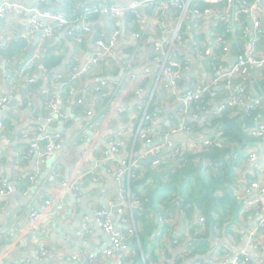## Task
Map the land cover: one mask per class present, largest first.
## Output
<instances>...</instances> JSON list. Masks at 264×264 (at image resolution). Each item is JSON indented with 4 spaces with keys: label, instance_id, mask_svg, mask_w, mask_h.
Wrapping results in <instances>:
<instances>
[{
    "label": "built area",
    "instance_id": "obj_1",
    "mask_svg": "<svg viewBox=\"0 0 264 264\" xmlns=\"http://www.w3.org/2000/svg\"><path fill=\"white\" fill-rule=\"evenodd\" d=\"M195 1H200L205 6L200 9L194 5ZM148 7L153 9L150 19L156 22V32L150 47V62L141 68V73L137 74L135 65L140 48L135 45L131 53L122 52L120 38L125 33L120 31L118 19L125 11L131 10L141 18V21H138L142 23L146 19L144 14ZM172 9L178 10L176 18L172 16ZM11 13L16 14L24 22V31L20 32L17 37H1L0 50L18 39L31 43L34 33L37 32H40L43 41L49 40L55 36L56 31L64 29L68 37L75 44H79L84 41V37H91L92 31L89 26L91 15L98 14L102 18L116 20V29L111 31L108 37L100 35L94 41L93 49L82 67L79 68L76 65L69 70L59 71L40 90V94L46 98V112L37 118L35 126L21 134V138L25 140L22 158L35 159L38 165L48 161L64 142V137L60 132L51 131V123L57 121L62 126L65 124L72 126L75 123V119L67 114L72 110V105L66 104L68 109L66 111L60 109L64 103L59 97L60 87L64 83L62 79L78 80L103 62L108 65L118 63L121 58H124L122 64L123 69L127 71L128 80L126 82L130 86L135 85L133 89L136 98L139 97L134 104L137 105L136 110L140 114L135 138L147 144L137 159L118 161L115 155L121 147V141L118 138L120 132L115 137L109 138L107 141L109 148L103 150V163L113 171L117 182L124 176L128 180L137 177L136 173L140 170V159L155 157V160L151 162V165L155 167L177 161L180 149L173 146L166 137L169 134L180 132L191 133L186 118L197 120L200 117L190 112L193 102L207 96L210 102L215 101L213 112L216 115L227 107H235L247 113L264 108V88L259 85L264 82V0H128L124 4L95 2L84 6L79 17L74 18L72 22L61 11L43 8L38 3L26 6L15 0H0V18ZM77 25L82 27L83 32L75 33ZM128 35L134 36L137 41L142 36L131 31ZM41 45L42 43L33 47L30 58L15 73L12 68L13 63L6 60L7 74L10 78L14 76L27 84L35 81L36 77H29L25 70L32 62H38L41 59ZM232 56L235 60L230 63L228 58ZM191 66L196 68L194 74L199 75L202 71L210 74L204 80L198 79V82L192 84L191 87L187 86L184 91H181L184 83L189 79V75L186 76V74L191 71ZM40 69L42 72L45 71L42 66ZM151 75L155 76L156 83L154 89L147 94L148 100H151L156 93H160L163 98L164 94L161 92H166L167 97L178 101L177 114L180 116V123L175 126L164 123L169 126L166 132H163L162 127L155 123L158 117L147 113L144 109L146 103L142 98L147 90L143 89L140 83L141 80H149ZM98 80L99 83L83 88L84 97L73 101L74 105L82 107L84 115L88 118L85 128L89 130L93 128L96 109H98L95 99L97 93L102 94L104 90H107L109 95L113 96V100H109V105L107 104L104 108L109 115L120 117L125 112L119 99H123L126 91L122 90L119 96V82L111 83L108 76ZM221 89L226 91L223 92V97L219 96ZM13 92L15 90L11 86L8 94L0 97V111L13 99ZM75 92L76 89L70 87L68 94L72 96ZM51 93L55 96H50ZM3 129L4 119L1 118L0 131ZM247 131L258 141L264 143V119L255 121ZM162 135H164L163 142L154 141L155 137ZM219 136V133L215 134V138L210 135L205 136L201 141H195L190 148L220 145ZM163 148L168 149V152L161 154ZM246 156L253 165V174L252 178L241 187L243 207L258 214L264 199V154L260 157V152L249 149ZM55 173L58 175V172ZM86 175L90 176L92 181L97 180L92 169L88 170ZM35 178V175L30 176V183H33ZM4 182V179L0 178V210H3L1 198L12 191V188ZM62 184L66 186V182ZM72 189L78 190L75 186H72ZM43 203L47 211L45 215L49 217L54 216L55 211L63 207L60 197L49 196ZM136 204V201L128 198L127 200L122 199L121 204L113 208L97 210L96 219L106 235V240L94 252L87 255V260L83 264H90L97 256L103 257L101 264H106V257L114 259L112 264H133L134 250L129 246V242L130 238L136 235L137 227L130 214ZM125 208L128 209V213L125 212ZM42 215V212L35 207H30L27 212L31 223H36ZM114 215L120 217L119 223L125 229L118 228L113 222L112 216ZM154 220L159 226H163L169 223L170 218L157 215ZM130 221L134 224L133 226L128 224ZM203 222L204 217L199 216L200 228H203ZM245 234L247 241L244 248L234 254H231L230 246L222 243L219 236H216V242L222 253L219 264H246L250 261V251L257 253V264H264V217L257 219L253 226L247 228ZM173 242L177 240L174 239ZM57 255L60 256L54 248L40 244L32 250L31 257L20 264H33L31 260L40 262L45 258H55ZM68 258L72 263L78 261V257L73 254ZM209 263L214 264L211 260Z\"/></svg>",
    "mask_w": 264,
    "mask_h": 264
},
{
    "label": "crops",
    "instance_id": "obj_2",
    "mask_svg": "<svg viewBox=\"0 0 264 264\" xmlns=\"http://www.w3.org/2000/svg\"><path fill=\"white\" fill-rule=\"evenodd\" d=\"M15 1L26 6L38 3L43 8L61 11L66 14L62 6V0ZM93 1L124 4L128 0ZM144 16L146 17L145 21L140 23L138 27L142 35L140 40L137 41L134 36L128 34H123V37L120 38L122 46L138 45L140 48L138 61L135 65L137 74L141 73V68L150 62V47L156 32V22L150 19L151 13H145ZM89 26L93 32L95 28L97 30L100 28L105 29L103 18L99 15L89 19ZM77 27L80 28L79 25ZM22 31H24V22L16 14H6L0 18V38L4 36L17 37ZM92 34L91 37H87L84 47H79L75 45L64 30L55 32V36L49 39V43H58L59 50L65 54L61 63L62 67L71 58H74L77 67L83 66L93 49ZM40 43H43L40 32L34 33L31 43L26 42L30 45L29 47H35ZM30 56L25 57V59H13L12 68L14 73L21 69ZM34 63L36 62H32L29 66ZM38 67L39 71L37 69L34 73L37 78H40L42 76L40 62ZM7 69L6 61L4 62L0 58V97L8 94L11 87L9 84L12 83L15 90L13 98L17 100V104L6 105L0 111V119H4V129L0 131V178L4 179L5 185L12 188L9 194L1 198L3 210H0V264H20L25 259H29L32 250L40 244L54 248L60 256L45 258L40 262L31 260L35 264H83L87 260V255L94 252L106 240V235L96 219L97 210L99 208H113L120 205L122 199L127 200L129 198V180L127 177L124 176L117 182L114 179L113 171L109 170L108 166L103 163V150L109 148L107 141L120 132L118 138L121 141V147L115 155L118 161L137 159L147 147V144L135 138V130L139 122L136 125L133 123L132 118L137 113L133 112L134 105L129 107L133 99L136 98L133 89L135 85L130 83L132 85L130 86L126 82L128 80L126 77L127 71L121 69L118 75L115 76V80L119 82V96L122 90L126 91L123 99H119V103L123 104L121 107H124L126 111L125 114L115 117L109 115L106 110L101 112L103 107H106L107 102L98 101L93 128L90 130L85 128L88 118L84 114L76 117L67 112L75 119L73 125L76 124V121H81V128L74 132L70 141L56 150L48 161L38 165L35 159L22 158L25 140L21 138V134L35 126L37 118L45 114V97L40 94V90L44 85L39 88H31L27 83L14 76L9 78ZM195 70V66H191V71L186 74V76L189 75V79L186 81L187 86L195 84L198 79L204 80L210 74L206 71H202L199 75L198 73L194 74ZM92 78V76H83L72 86L79 91L83 90L85 84L90 82ZM143 89H146V86ZM20 91L24 92L20 93ZM223 92L226 91L220 90V97H223ZM161 93L164 94V97L161 99V112L155 123L157 126L162 127L163 132H166L167 129L165 130L162 124L178 125L180 116L176 112L177 99L167 97L166 92ZM147 94L148 92H145L144 95ZM102 95H106L111 101L113 100V96L109 95L108 92H103L97 97ZM214 102H210L211 106L207 111H213ZM66 110L68 109L65 108ZM204 114L199 118V121H202ZM59 126L62 125L57 124L50 127V129L55 133L58 132L57 128ZM70 127L69 124L62 126L64 129ZM198 132L200 133L180 132L169 134L166 138L173 146L184 150L190 148L195 141H201L203 137L212 135L211 129L205 128ZM62 135L65 138V135ZM163 140L164 135L154 138V141L159 143ZM249 149L260 152L261 157L264 154V143L258 140L255 143H250L239 154H235L232 161L228 162L234 170L229 193L234 200V206L236 204L235 209H237L234 214L232 212L234 208L232 211L229 210L230 226L226 227L229 222H224V226L219 228V231L217 230V235L215 233L210 241H207L206 244H197L194 242L193 236L188 233V229L192 223H197L200 227L198 218L201 214L194 208L191 217L188 218L177 206L173 208L172 213L164 215L170 218V224L166 223L163 226L156 224L153 234L155 239L147 245L150 252L141 255V264L147 262L152 256V252H155L159 258L163 257L162 249L166 253V257L161 258L164 264H210L209 260L217 264L222 253L218 247V242H216V236H219L218 238L222 243L230 246L231 254L244 248L247 241L245 234L247 228L253 226L257 219L264 217V199L258 214L243 207L241 187L252 178L253 174V165L247 160L248 156H246ZM166 152H168V149L163 148L161 154ZM90 169L94 171L97 180L92 181L91 177L86 175V172ZM55 172H58V175H55ZM32 175H35L36 178L33 183H30L29 177ZM62 182H66V186ZM72 186H75L78 190L72 189ZM49 196L60 197L63 203V207L55 211L52 217L45 215L47 211L45 205H43L44 200ZM30 207L39 209L43 214L36 223H31L27 217ZM125 212L128 213L127 208H125ZM119 218L118 215L112 216V220L117 227L125 229L119 223ZM128 224L130 226L134 225L132 221ZM202 226H205V219ZM174 239L177 242H173ZM72 254L78 257V261L75 263H72L68 258ZM249 258V264H257L258 255L255 251H250ZM102 261L103 257L97 256L90 264H101ZM105 261L106 264L114 263L112 257H106Z\"/></svg>",
    "mask_w": 264,
    "mask_h": 264
},
{
    "label": "trees",
    "instance_id": "obj_3",
    "mask_svg": "<svg viewBox=\"0 0 264 264\" xmlns=\"http://www.w3.org/2000/svg\"><path fill=\"white\" fill-rule=\"evenodd\" d=\"M95 2L100 1L62 0V6L64 7L67 18L72 22L74 18L79 17L84 6ZM194 5H197L200 9L205 6V4L200 3V1H195ZM152 12L153 9L150 7L145 9L146 14ZM97 15L98 14H93L90 18ZM172 16L174 18L178 16L177 9H172ZM118 20L120 23V31H123L126 35L129 31L141 35L138 29L141 18L133 11H125ZM103 22L105 26L104 30L101 28L97 30L95 28V31H92V45L100 35L106 38L111 31L116 29L115 19L103 18ZM81 32H83L82 27H75L76 34ZM86 40L87 37H84L82 43L75 45L84 47ZM49 42L48 39L43 41L41 45V59L25 70V73H27L29 77H36L33 83L27 84L31 88H39L45 85V83L59 71L69 70L73 66H76L74 58H71V60L62 67L61 63L63 62L65 54L59 50L58 43ZM29 46L30 45L26 44L25 40H15L6 48L0 50V58H2L4 62L6 60L12 62L14 58L25 59V57L28 56L27 52ZM134 48L135 46L132 45H123L122 52L124 54L131 53ZM123 59L124 58H121L118 63L105 65L103 62L93 67L91 71L84 74V76H92L93 78L90 82L86 83L83 88L94 83H99L98 79L105 76L111 77V83H116L115 76L118 75L120 70L124 67L122 64ZM39 62L40 66L45 69L44 72H51V75L46 79L44 78V72L41 71L42 76L40 78H37V75L34 73L37 69L39 71ZM78 80L70 78L66 80L63 78L62 82L64 83L61 85L59 92V97L64 101L60 108L61 111H65V108H67L66 104L72 105L73 107L70 113L72 114L71 116L75 115L76 117L85 113L82 107L74 105L73 101L80 97H84L85 94L83 90L79 91L77 89L72 96L68 93L70 87L75 89L72 84L76 83ZM147 80L148 79L141 80L140 85L143 87L146 86ZM181 84L183 85V83ZM259 85L264 88V82L259 83ZM9 86H13V84L10 83ZM191 86L192 85H189L188 87ZM103 92L108 91L104 90ZM178 95L181 94L178 93ZM50 96L55 95L51 93ZM95 99L97 107L98 101L102 103L107 102L109 105L110 98L106 97V95L100 97L96 96ZM161 99L162 96L160 93L154 94L151 100H148L147 95H144L142 100L146 103L144 109L147 113L154 114L155 117H158L161 112ZM136 106L137 105L133 106V112L137 113V115L132 118L135 125L140 120V114L137 112ZM210 106L211 103L207 96L193 102L190 107V112L197 114L200 116L199 118H201L204 113L205 114L201 119L202 121H199L200 119L194 120L186 118V123L191 129V133H200L198 131L205 128L212 130V135L210 136L214 138L215 134L219 133L220 136L218 139L221 142L220 145H203L197 148L180 150L177 161L170 162L169 164L165 163L156 167L152 166L151 162L140 164V170L136 173V176H138L129 180V198L137 203L132 208L130 214L131 219L135 222L137 227L136 235L132 236L129 242V246L134 250V256L132 258L134 264H141V255L150 252L147 245L155 239L153 234L157 223L154 219L157 215H169L173 212V208L179 206L184 216L190 218L192 210L196 208L199 214L205 217V226L203 228H200L197 223H192L188 229V233L193 236L194 242L197 244H206L215 233L217 235L218 229L224 226V222H229L230 220L229 210L231 209L232 211L233 208L235 209L236 204L234 206V200L229 193L232 182L231 179L234 177V170L228 162L232 161L233 156L239 154L240 151L249 146L250 143H255L257 138L250 135L247 129L255 121L264 119V108L255 109L247 113L235 107H227L223 109L220 114L216 115L213 111H207ZM104 108L105 107H103L101 112H104ZM177 111L178 110H176V112ZM57 124V121H54L51 123V126ZM162 125L165 130L169 127L164 123ZM234 209L232 211L233 214L237 212V209H235V211ZM227 226H230V222L226 224V227ZM163 232L164 230L162 233ZM162 253L163 257L161 258L164 259V257H166L164 249H162ZM151 255L152 256L147 262L145 261L144 264H164V261L161 260L155 252H152Z\"/></svg>",
    "mask_w": 264,
    "mask_h": 264
},
{
    "label": "water",
    "instance_id": "obj_4",
    "mask_svg": "<svg viewBox=\"0 0 264 264\" xmlns=\"http://www.w3.org/2000/svg\"><path fill=\"white\" fill-rule=\"evenodd\" d=\"M64 32H66V29H64ZM32 51H33V46L29 47L27 55L30 56ZM234 60H235V57H233V56L228 58V61L230 63H232ZM43 74H44V78H47L48 76L51 75V72L50 71H46ZM155 83H156V78H155L154 75H151L150 79H149V81H148V83L146 85L147 92H151L154 89L153 87H154ZM186 87H187V82L184 83L183 88L181 89V91H184V89ZM22 92H24V91H20V93H22ZM99 95H101V93H97V96H99ZM138 99H139V97L134 98L133 101L131 102V104L129 105V107L133 106L138 101ZM229 99L230 98H228V100ZM15 104H17V100L15 98H13L7 103V106L15 105ZM80 128H81V121H76V124L71 126L68 129H64V128H62V126H59L57 128V131L61 132L62 134L65 135L64 142H63L62 146H65L70 141L72 134L74 132L78 131ZM154 160H155V157H148L147 159H140L139 162H140V164H146V163H150V162H152Z\"/></svg>",
    "mask_w": 264,
    "mask_h": 264
}]
</instances>
